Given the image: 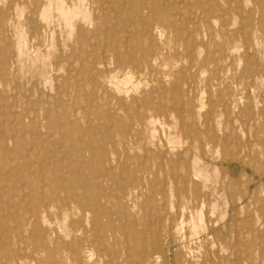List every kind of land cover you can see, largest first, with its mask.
<instances>
[{"label": "rangeland", "instance_id": "374dc122", "mask_svg": "<svg viewBox=\"0 0 264 264\" xmlns=\"http://www.w3.org/2000/svg\"><path fill=\"white\" fill-rule=\"evenodd\" d=\"M106 4L146 8L118 22L139 30L129 38L134 47L110 44L94 75L79 67L87 56L77 31L90 30L92 6ZM0 75L7 110L0 133L9 137L0 145L1 167L24 153L33 168L54 164L48 148L34 154L28 147L36 135L28 128L43 130L41 109L56 101L81 106L72 120L95 116L126 141L114 149L105 143L104 157L101 148L83 151L75 173L104 172L107 180L104 198L89 182L100 209L97 225L85 229L89 264H264V0H0ZM90 97L93 106L81 102ZM66 136L63 153L74 160L69 143L78 139ZM7 183L18 194L0 196V264H10L7 255L51 264L72 239L59 228L80 224L79 216L60 212L35 222L41 183ZM24 217L30 222L21 225ZM42 227L57 229L58 241L52 234L44 243Z\"/></svg>", "mask_w": 264, "mask_h": 264}, {"label": "bare ground", "instance_id": "6f19581e", "mask_svg": "<svg viewBox=\"0 0 264 264\" xmlns=\"http://www.w3.org/2000/svg\"><path fill=\"white\" fill-rule=\"evenodd\" d=\"M74 8L77 7L75 6ZM145 8H146L145 5H137L135 7V10L133 11L132 9H127L117 5H110V6L107 4L93 5L92 9L94 12V17L90 22V24L92 25L91 29L87 30L81 27L78 28L77 31L79 44L81 46V49L83 50V53L85 54V57L87 56V58H83L79 60L78 62L79 67L92 71L93 74L96 75L97 72L100 70V65L105 64L104 61L106 58V52L110 44H117L118 46H122L124 48L134 47L130 44L129 38L131 36H135V35L137 36L139 30L135 28H131V30H128L124 25H120L118 22L120 20H129L131 13L136 16H142V10H144ZM65 11H67V13L68 12L72 13V11L70 12V10H65ZM186 14L189 15V13ZM143 29L144 31H147L145 27H143ZM150 62H151V56L146 57L144 68H147ZM91 77L92 79H94L95 76H91ZM3 79L4 77L0 75V83H2ZM127 79H128L127 76L123 78V80L126 81ZM60 88L64 90L62 86ZM61 89H57L58 94L59 92L61 94L62 93L64 94L65 90L62 91ZM4 99H5L4 96H0L1 101H5ZM81 102H83L85 105H88V107H91L93 106L94 99H92L91 97L89 99L81 98ZM1 104L2 103H0V118L2 117L1 120H3V118L7 115V110L3 109ZM3 104H5V102H3ZM67 104H69L68 101L65 103L61 101L60 102L56 101L52 105V107L42 108L41 121L39 123V126L42 127L43 130L38 128L39 131H37L36 125H30L28 128L30 134L33 135L36 134L34 135L32 141L28 144V147L33 151L34 154L38 152V149L48 148L45 150L49 151V153L51 155H54L55 157V158L48 157V162L54 164L51 167L45 166L46 168L44 166H38L37 168H33L29 166L30 164H32V161L27 158L29 154L26 153L22 155L21 158L22 161L20 162L19 161L11 162L9 160L5 161L4 165L6 167L0 166V196L5 194L7 191H8L7 193L10 194V198L15 197L18 194L17 187L11 184L8 185L7 181L9 182L14 181L15 183H18L19 181L22 183V185L26 181L32 184L34 182H40L41 184H38V187L35 188V192L38 195L37 198L38 203L35 208L36 213L30 216L33 221L37 222L38 219L39 220L41 219L42 221L46 222L50 220L51 214H58L60 212H71L79 216L78 222H81L80 224L78 223L74 224L72 223L73 221H70V223L67 224L64 223L61 229L59 228L60 231L62 230L61 231L62 233L64 232V234L72 235V239L65 242V244L61 245L63 246L61 252H59L57 256H54V258L51 260V264H89L88 262L92 259L91 257L93 255L88 249V246L92 242V239L91 237H88L90 235V232L86 233L87 230L85 229L87 227L96 226L98 223L97 215L99 213L98 210L100 209L99 208L93 209V201L96 200L95 203L99 201L98 197L100 196L104 198V196L102 195L104 191L101 189V187H103L104 183H106L107 180L104 172L96 173L93 171L91 173L92 174L91 176H85V177L83 176L77 177L75 176V173L79 174L80 169L83 168L81 167V164L83 165V163H85L84 161L85 159H83L84 157L82 155L83 151H89L93 154L96 149L101 148L102 151L99 152V154L104 157L105 154L107 153V147H104L105 143L109 144L108 146L114 149L118 145L125 146L126 141L122 137H120L121 134L120 136L116 135L115 137H113L112 134L108 133L105 126L101 124L98 121L97 117L95 116L85 115V119H86L85 124H81L80 122H76L72 120L71 118L72 113H74L73 115H76L78 111H82L81 110L82 108L81 106L78 107L72 106L73 107L72 109H68ZM78 104L80 105V102ZM11 112H12L11 110L8 111V116L12 114ZM52 116L54 117V120H52L53 119L51 118ZM60 130H63L64 132L63 135L60 134ZM65 136L67 137V141H72L71 139L74 136L76 137V139H78L77 142L73 141L69 143L71 144V147H73V149L76 151V154L78 156L74 160H71L70 158L69 159L65 158V154L63 153V150H65V146L62 137ZM191 136H196V131ZM8 139L9 137L7 138L5 133H0V145L2 147L7 146ZM200 152H202V150ZM38 159L39 158L36 159L34 158L33 162L40 163L41 161H38ZM72 165L74 166L72 169L73 172L69 168V166ZM184 165L188 180H190L189 176L192 175V167L190 161L188 163H185ZM13 169L15 170L14 172H12ZM47 171L50 172L51 176H48L49 174L48 175L46 174ZM61 174H63L64 176L67 175L68 178H64V176H61L60 178ZM46 179L48 180L50 179V180L46 182ZM90 181L93 183V186L95 188L94 194L98 196L96 198L94 195L93 196L89 195ZM89 214L93 215L91 219H89ZM7 216L8 218H12L10 214H8ZM29 222H30V218L24 217L23 221L21 222V225H26ZM18 224H19V220H14L13 226L18 228L20 226V225L17 226ZM81 231L82 234L79 233ZM3 232L5 231H2V233ZM136 232L138 231H134V233ZM2 233L0 235H3ZM52 234L53 237H55V240L56 238L60 237L58 230L55 228L54 229H52L51 227L41 228V235L44 236L43 238L44 240L42 241H44V243H46L47 238L50 237ZM5 235H7V232ZM1 239L2 238H0V244L4 243V241L6 240V238H3L2 240ZM56 241H58V239ZM215 251L217 252L216 249ZM214 254L216 255V253ZM12 256L11 255L6 256V258L10 260V264L23 263L22 256L19 255L16 258H11ZM96 261L97 263H100L99 260ZM219 262L212 261L210 264H219ZM229 262L231 264V261ZM238 262H240V260Z\"/></svg>", "mask_w": 264, "mask_h": 264}]
</instances>
